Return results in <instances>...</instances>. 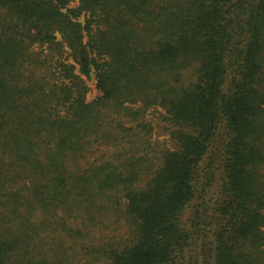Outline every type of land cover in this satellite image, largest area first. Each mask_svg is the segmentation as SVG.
Listing matches in <instances>:
<instances>
[{
	"label": "trees",
	"instance_id": "trees-1",
	"mask_svg": "<svg viewBox=\"0 0 264 264\" xmlns=\"http://www.w3.org/2000/svg\"><path fill=\"white\" fill-rule=\"evenodd\" d=\"M0 264H264V0H0Z\"/></svg>",
	"mask_w": 264,
	"mask_h": 264
},
{
	"label": "rangeland",
	"instance_id": "rangeland-1",
	"mask_svg": "<svg viewBox=\"0 0 264 264\" xmlns=\"http://www.w3.org/2000/svg\"><path fill=\"white\" fill-rule=\"evenodd\" d=\"M87 84L89 86L88 99L91 100V99L95 98L96 96H98L99 92L95 87V82H94L92 77L88 78Z\"/></svg>",
	"mask_w": 264,
	"mask_h": 264
}]
</instances>
